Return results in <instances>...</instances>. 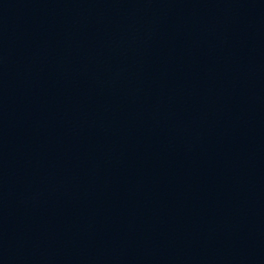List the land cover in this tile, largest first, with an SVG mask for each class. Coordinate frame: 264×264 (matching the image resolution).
Masks as SVG:
<instances>
[{
    "label": "water",
    "instance_id": "water-1",
    "mask_svg": "<svg viewBox=\"0 0 264 264\" xmlns=\"http://www.w3.org/2000/svg\"><path fill=\"white\" fill-rule=\"evenodd\" d=\"M0 264H264V0H0Z\"/></svg>",
    "mask_w": 264,
    "mask_h": 264
}]
</instances>
